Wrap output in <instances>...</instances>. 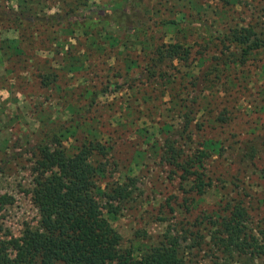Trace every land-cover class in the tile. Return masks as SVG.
Segmentation results:
<instances>
[{
  "label": "rangeland",
  "instance_id": "obj_1",
  "mask_svg": "<svg viewBox=\"0 0 264 264\" xmlns=\"http://www.w3.org/2000/svg\"><path fill=\"white\" fill-rule=\"evenodd\" d=\"M144 1L158 4L167 18L186 16L178 25L154 27L155 38L162 27L165 40L177 35L192 45L187 61L161 66L164 77L148 78L141 65L125 88L95 96L86 88L96 90L106 77L114 81L113 74L125 71L120 61L108 66L102 57H89L93 69L62 72L43 87L39 75L54 56L45 50L51 42L41 43L43 30L31 42H20L23 55L2 49L0 248L13 254L14 240L43 231L47 210L31 194L37 180L48 182L58 172L43 146L71 154L94 138L106 153L93 156L102 169L93 195L121 235V249L138 254L176 236L186 264H264V254L238 255L217 244L219 224L231 208L243 211L248 233L264 229V0ZM191 2L199 4L196 9ZM46 5L54 9L50 0ZM204 21L209 32L227 25L245 28L249 53L239 55L241 46L232 43L207 42ZM17 35L0 28L1 40ZM220 49L225 53L215 59ZM177 161H187L190 173ZM198 174L202 194L192 187ZM117 184L127 188V196L111 201L107 193ZM109 208L116 210L113 215Z\"/></svg>",
  "mask_w": 264,
  "mask_h": 264
},
{
  "label": "trees",
  "instance_id": "obj_2",
  "mask_svg": "<svg viewBox=\"0 0 264 264\" xmlns=\"http://www.w3.org/2000/svg\"><path fill=\"white\" fill-rule=\"evenodd\" d=\"M48 1L0 0V28L18 34L16 38L1 40L0 61L6 53L2 51L4 46L11 49L12 55H23L20 42H31L35 38L33 34L42 30L45 40L41 43L51 42L45 50L54 56L44 66L45 72L39 75L43 87L59 80L62 72L73 74L93 69L89 62L87 64L89 57H102V63L108 66L120 61L125 68L124 73L113 74L114 81L106 77L105 84L96 90L86 88L87 93L95 96L110 89L116 92L125 88V81L131 78L130 73L140 69L141 65V72L147 73L148 78L164 77L166 74L161 70L164 63L187 61L190 57L192 45L187 44V40H180L177 35L165 40L166 31H162V27L161 37L155 38L157 23L178 25L186 17L182 14L178 18H167L162 15L164 12L158 4L149 5L144 0H50L52 9L46 5ZM223 1L227 5L234 4L235 0ZM190 4L194 9L199 5L197 2ZM202 25L205 29L207 24L204 21ZM182 29L189 31L186 27ZM206 29V35L210 37L207 42L216 40L217 45L225 46L232 43L241 46L239 55L249 53L245 28L227 25L210 32ZM179 31L180 28L176 32ZM183 37H186L185 33ZM224 53L220 49V55L215 59H221ZM101 70L98 69L96 75L100 76ZM208 144L214 147L215 142ZM41 151L58 168L52 180H37L31 194L33 203L47 210L43 231L14 240L11 244V251H15L13 254L1 247L0 264H108L113 260L117 264H186L181 242L176 236L138 254L120 248L121 235L108 217L100 213L93 195L97 175L102 171L94 163L93 156L106 153V147L100 140L84 141L71 154L63 149L50 152L47 145ZM169 163L174 165L171 160ZM176 163L185 173H190L187 161ZM203 185L198 174L192 187L202 194ZM127 191L124 185L117 184L107 195L109 200L117 201L125 198ZM115 211L109 208L107 214L113 215ZM219 227L217 244L222 249L232 248L238 255L249 253L253 257L264 254V229L248 233L239 207L231 208L229 216L220 222Z\"/></svg>",
  "mask_w": 264,
  "mask_h": 264
},
{
  "label": "crops",
  "instance_id": "obj_3",
  "mask_svg": "<svg viewBox=\"0 0 264 264\" xmlns=\"http://www.w3.org/2000/svg\"><path fill=\"white\" fill-rule=\"evenodd\" d=\"M0 40H1V39H0ZM2 63H3V61L1 60V61H0V68L3 67V64H2ZM5 67H6V66H5ZM7 71H8V69H6V72H7ZM6 91H7V90H6ZM7 92H8V91H7Z\"/></svg>",
  "mask_w": 264,
  "mask_h": 264
}]
</instances>
